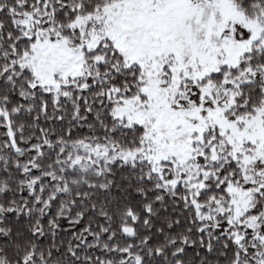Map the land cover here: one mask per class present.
<instances>
[{
	"label": "snow or ice",
	"instance_id": "1",
	"mask_svg": "<svg viewBox=\"0 0 264 264\" xmlns=\"http://www.w3.org/2000/svg\"><path fill=\"white\" fill-rule=\"evenodd\" d=\"M0 264H264V0H0Z\"/></svg>",
	"mask_w": 264,
	"mask_h": 264
}]
</instances>
